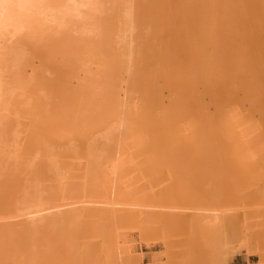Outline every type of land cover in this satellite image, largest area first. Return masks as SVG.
<instances>
[{
	"label": "bare ground",
	"instance_id": "bare-ground-1",
	"mask_svg": "<svg viewBox=\"0 0 264 264\" xmlns=\"http://www.w3.org/2000/svg\"><path fill=\"white\" fill-rule=\"evenodd\" d=\"M163 1H166V4L167 3L168 4L166 5L164 3L165 9L163 8V6H161V8L164 9V11H167L166 12L167 14L165 12H163V13H165V15L164 14L162 15L163 10L161 9L162 10L161 11V17H163V18H160V19H162V21H164V20L167 21L171 18V17H169V14L171 11V9L169 10V6L172 5L174 2H175L174 5H172V7L170 6V8H172V10H176V9L178 10V7L183 6V9H182V7H180L181 9L179 8L181 10V12H180V10L175 11L176 18H175V15H173V18L176 19L175 20L176 23L173 22L174 20L173 21L169 20L170 25H172L173 23L176 25H178L179 22L182 23V20H177V19H179V18L183 19V16L187 17V14L188 15L190 14L193 16V14H194V11H193L194 8L193 7L198 5L200 3V1L202 2V3H200L201 5H198V6H201V8H202L201 9V12H202L201 15L199 13L200 7L196 6L199 8V10H198L199 14L198 15L202 16V17L197 18V15L195 17V14H194L195 18H193V19H195V23H193V24H192V21H194L193 19L191 20V22H189L190 16L188 18L185 17L183 21H188L186 23L191 24V25H189V27L190 26L195 27L194 30L192 27L190 28L189 34H192L193 32L199 31V32H206L207 35L210 34V37L212 36L213 39H211V40L213 43L209 42V45L214 44V47H213L214 52H209V53L207 52L209 55H210V53H213V55L208 56V57H210V59H206V61L207 62L213 61V62L210 64V62L207 63L204 60H202L204 58L203 54H207L206 52L205 53L203 52L202 48H200V47H202L203 44L206 43L204 36H202V35H206V34H204V33L202 35L199 34L198 35L199 37H200V35L202 36L201 41L204 39L203 41L205 43L204 42L201 43L202 45H199V43L198 44L195 43L199 47L198 49L202 50L200 52L198 49H196L197 54H198V55L196 54V56L199 57L200 56L199 53H201V54L203 53L202 54L203 58L200 56L202 59L199 58L200 61L198 60V62L200 63L198 65V67H201L203 61L205 63L202 65L201 68H199L200 70L198 69V67H197V69H195L193 71L191 70L192 72L196 71V75L194 73H191L190 74L191 76L189 75V77L193 76L192 78L195 79V76H197V75H199L197 77H200V76L203 77V76H207V75H208V77H210L212 75V76H214V77L211 76L212 81L217 80L218 78L222 81L221 82L222 86H220L221 89L224 88V90H222V92H223L222 97H224V95H228L230 93L229 91H231L232 93L234 92V93L233 94L231 93L232 94L231 97L229 94L228 99H226L224 97V99L227 100V102L222 100L223 98H221V97H220L221 102H216V100H218L220 94L217 91H215L216 93H214L213 96L217 95V93H218V95L214 96L215 101L214 100L213 101L216 102L215 111L216 110L217 111L215 112V114L213 113L214 117H212V118L210 117V120L209 119L207 120V122H208L207 127L208 128H206V129H205L206 124L204 126L202 124H204L206 121V120L204 121V119H207L208 117L203 118V120H202L203 123L201 124V122H200L201 126H199L200 124L197 120H196L197 121L196 123H193V122H195L194 119L192 121L189 120L190 122L188 121L187 124L190 123L192 126H190V124H189L190 128L187 127V129H186L185 127L187 125L182 124L183 126H185L184 127L185 130H184L183 126H181V125L180 126L182 127V129L179 126H178L179 127L178 129H176V127H174L175 122L172 120V119H174V117H171L170 120H168L169 122L172 121L173 124L171 122L169 123L166 119V122L164 124L168 125L167 127H169V128L167 129V127L162 126L163 129L165 128L164 130H166L165 132L163 130V132H164L163 134H165V136H163V138L165 137V139L161 138V141H160L161 146L159 143L156 142L157 146L156 145H155V147L152 146L150 149L149 147H150V145L154 144L153 143L154 141L153 142L150 141L152 144H149V146L147 147L148 143L145 144L144 142L148 139L144 138L145 141H144V139L142 141V137H145V136H143V135H145L143 128H145L148 125V123H150L148 126L152 127L154 125L156 127L158 125L156 123L159 122V121L157 122L156 119L158 118V116L161 113L158 114V113L154 112V114L155 113L158 114V116L156 118V114L155 115L151 114L153 111L150 112L147 109H145L146 113L148 111L150 114H148V115L146 114V115H144V117L140 115L142 118L139 117L138 115H137V117H135L134 114H136L135 113L136 110L134 108L132 110V106L135 103L134 99H131V101L134 100V103H132V106L130 105L131 104L130 97L132 98L134 95L133 94L134 88L131 90L130 89L131 86H129V85H131V82H132V86H134L135 84H136V87L138 86L137 82L135 83L133 81L135 78L134 76L136 75L135 74L136 68H139V66L137 67V65H140L141 60L143 58V57L138 56V54L141 55V53H142L141 52L142 50L140 49L142 47L140 46V48L138 50V46L140 43L143 42V40H142V42H139L137 40L138 37L141 36L140 34L142 33V29H141L142 26L140 28V31H139V28H137L138 26H136V23L139 22V19H138L139 16L137 17V14H138V7L137 6H138L139 2H137L136 0H0V156L5 155L4 158L6 157V159H7V161L5 160L6 163L4 161V163H5L4 166L2 164L0 165V172H1L0 174L2 175V179H3L4 174H10L11 171H13V172L16 171L19 174L16 176V172H15L14 176H16L17 180H23V179L25 180V178L28 180V181L27 180L24 181V183L23 182L20 183V184H24V185H22L23 187L19 184L20 187H22V188L15 187V192L20 191L22 195L18 192L16 194L14 193L15 195H17V194L21 195V197L15 198L17 200L14 202H17V203H13L14 206H12L13 204L12 205L10 204L9 207L12 206V208H10L12 211L9 209L10 211L7 213V215H6V213L4 214L3 212H1V213H3L4 215H2L0 213V224L2 222H6L7 224H10V225H13V224L18 225L19 224L20 226L18 225L17 229H19V227H24V229H26L25 227L29 226L27 228H29L30 230L31 229L34 230L33 228H35V230H36V232H35V230L33 232L29 231V233L31 235V237H30V235H29V237L31 239L28 238V236H26L28 239L31 240V241H29V244H28V241L25 240L26 238L24 235H23L24 237H22L23 238V240L21 241L22 243L19 244V242H20L19 240H21L22 238L18 235V237H20V238H16L15 240L12 241L11 238H13L12 237L13 235L12 234L7 235V234L9 233L8 231H10L11 229L13 230V228L9 229L11 226L6 225V226H8V228L6 227L7 230L5 229L6 231L5 230L0 231V245H1L0 254L2 252H5V254L3 253V257H5V258H3L2 255L0 257L1 260H3V262H5L4 260L11 259L13 256H14L13 258H16V259L19 257L22 258V256H23L24 260L21 259L22 262L19 258L20 263H19L18 259H17L18 261L13 259L8 264H12L11 263L12 261H15V262H13V264H15L16 262L19 264H25L24 263L25 261H27L26 264L27 263L32 264L35 261H36V263H34V264H38L37 261L39 262V257L40 258H42V257L40 255H37V252L39 251V249L41 247H42V249H43V246L45 247L46 241L49 242L48 238H50V237H48V236H51V238H50L51 240H52V237H56V235L57 236L59 235L60 238H61V236H63V237L65 236L64 237L65 239L62 237V240L65 242V246L67 245L69 247L70 251L74 250L75 244L77 243V245H78L80 243L79 242L80 239L77 238L79 236H77V235L78 234L81 235V233L76 232V230H78V227H80L79 223L84 224V222L86 221V218H88L87 216L92 217L91 220L88 219L89 220V222L87 221L88 223L86 222L87 225L90 222H91V224H94L95 222H96L95 224H97L98 218L100 219L99 222L101 221V223H104L105 220H106L105 222H108L112 219L110 221V222L113 221L112 224H114V222L115 223L117 222L116 225H119L118 222L120 221V219L122 220V218H124L125 216L127 217L131 213H134L133 218L142 222V220L140 218V217H142L143 220H146L145 222L147 225V224H151V222L153 221L152 220L153 217L151 215L158 214V213L161 214L162 211H164L165 209H166V211L167 210H173L172 212H174V211L179 212L178 214L173 213L172 214L173 216L174 215L175 216H177V215L178 216H185L187 218V222L189 223L188 227H190L193 230V233H196L197 236L201 235L203 237L204 241L208 244V246L210 248H212V246H213L212 251H211L212 255H214V256H220L221 255V257L224 256V258H225V254H224V252H226L225 251L226 250L225 249V244H226L225 242H227L226 240H228V241L230 240V239H228V237L230 236L229 234H231V232H232L231 235H233V233H236V232H234L235 228L233 226L236 227V225L238 224L237 222L240 219V217L238 219V217L236 218V215L240 211V209L235 208V207H229V206L224 207V208L221 206H213L214 202H212L213 205H211V206H206L205 204L204 205L197 204V205L192 206V207L191 206H179V205L176 206L174 203H172V204H174L172 206H171V204L169 206V203L166 204L167 206H163L161 203H160L161 205L155 204V202L153 203L152 197L155 196V193H156L154 189L153 190L151 189L147 192H144L138 196L137 195L138 192H136L135 188H136V184L145 178L144 176H146L147 174H148L147 176H151L149 174H152V173L154 174V172L156 173V171L152 170V169H155V166L156 167H158L159 165L162 166L163 163L168 162L169 165L171 163H173L171 165H172V167L174 165V168H175V165L181 164L180 160H181V162H182V160L184 162V158L182 156H180V153L182 151H184L183 152V155H184V153H186L185 151L189 152V150L192 151L195 148L196 150L194 149V151L195 152L197 151L196 154H198V155L200 154L201 158L204 156L203 152H205V155L208 153V155L210 154L211 156L206 155L205 157H203L201 159L198 155H196L192 151V153H194L196 155V158H197L196 160L198 161V162L197 161L193 162V164L194 163H197V164L202 163L205 165L206 164L208 165L209 163L212 164V161L215 160V159H213V158H215L214 155L216 154V156H217V154H218L215 150L218 149L219 152H221V150H222V149L220 150V148L216 145V143L218 141H220V143H222V145L224 144V146L221 145V147H223V149L225 150V151H222L221 153H219V155L222 154L223 152L227 155V160L229 161L228 163L231 165V166H229V165L228 166L235 170V171L234 170L233 171L235 172L234 173L235 175L237 173L236 176L240 175V176H243L245 179L261 180L262 182H264V0H196L194 2V3H196V5L194 3L191 4V2H192L191 0H190V3H187L186 2L187 0H182L183 2H181V0H180V2H179V0L178 1L177 0H175V1L170 0V2H169V0L168 1L163 0ZM152 2H153V0H152ZM177 2H178V5L181 4L178 7L176 6ZM184 2L187 3V4L185 3L184 5L190 4L192 7L188 5L187 9H185L186 7H184V5L182 4ZM139 4H142V2H140ZM165 6H167V7H165ZM188 7H191L193 9L190 10V8H188ZM174 8H176V9H174ZM168 10H169V12H168ZM192 11H193V14H191ZM214 11H216L215 14L212 13ZM142 12H143V10H142ZM177 12L181 16L182 15L183 16L181 17L180 15H177L178 14ZM196 12L197 11L195 9V13ZM203 12H206V14ZM203 14L206 15V17H203L204 16ZM210 14H211V17H215V19L213 18V20H211V24L208 23L209 17H207ZM166 15H168V16H166ZM178 16H180V17H178ZM149 17H151V15ZM165 17H167V18H165ZM136 18L138 19L137 21H136ZM140 18H141V16H140ZM164 22H163V24L166 23V22L165 23ZM157 24H159V23H157ZM167 24H165V27H163L162 24H159V25L162 26L163 29L165 28L164 31L167 32L168 29H169V31L171 29V28H169L170 25H169L168 21H167ZM180 24L177 27L175 25V28L180 29V27H184V26H180ZM181 25H183V24H181ZM166 26H168L167 30H166ZM143 27H144L143 29L145 31L146 25ZM184 28H186V27H184ZM148 29L149 28H146V30H148ZM164 31H162V32H164ZM186 35L189 36L188 33ZM186 35L183 37L189 40L190 37L188 38V37H186ZM193 35H195V34L193 33ZM193 35H192V37H193ZM144 36H146V34ZM169 37H168V39L170 40ZM183 37L181 39H183ZM195 37H196V35H195ZM140 38H143V36H141ZM149 38H150V36H149ZM152 38H153V36H152ZM188 40H186L187 44H188ZM191 40L192 39H190L189 41L193 44V42ZM179 41H181V40L180 39L178 40V42H177L178 44H181V42H182V44H186L184 39L180 43H179ZM137 42H139V43H137ZM177 43L175 42V46H177ZM171 44H173V43H171ZM168 45H170V44H168ZM168 45H166V46H168ZM196 45H195V47H193V45H191L190 49L192 47V49L195 50V48L197 47ZM166 46H164V47L166 48ZM185 46H187V45H185ZM192 49L189 51L187 50L185 54H189V53L191 54L192 53L190 57L193 60L195 55L193 56L194 50H192ZM143 50H144V48H143ZM149 50H151V49H149ZM172 50H173V48H172ZM196 50H195V52H196ZM138 51L141 53H138ZM168 51H169V48H168ZM173 51H175V49ZM198 51H199V53H198ZM166 52H164V53H166ZM174 53H172V54H174ZM152 55H153V53H152ZM155 55H157V54H155ZM162 55H163V53H162ZM169 56L170 55L168 54V57ZM186 56H187L186 59L189 62V60H191V59H190L189 55H186ZM175 57H178V56H174L173 58H175ZM213 57L215 58V60H216V57H218L217 58V63L219 65L218 71H217L216 64H214V63H216V61L211 60V59H214ZM171 58L172 57H169L168 60H171ZM138 59H140V61ZM159 59H161V58L159 57ZM44 61H46L48 64L44 63ZM36 63H38V64H36ZM59 63H62L63 67H64L62 69H65L64 72H62L63 70L61 69L62 73H59L62 76L60 79V81L62 82L61 85L63 84L62 88L64 90L68 91V92L65 91V93H68V94L70 93V95L69 96L67 95V97H69L68 100H64V102H61V105L64 104L63 108L59 107L62 109L63 113H61V111H60V114H57L56 116H53V114H52L53 117H51V118H54V117L59 118L60 115L62 116L61 118H63L61 120H62V123H64V128L60 125L62 127L61 135L59 136L57 133V136H59V137L63 136L64 139L67 141L66 144L64 143V145L60 146L58 144L59 149L61 147H63L61 149L64 150L63 153L66 156L61 155L63 150L61 151V153L59 150H58L59 152L57 151L55 153L53 151L52 147H51L52 150L50 149L49 144H48L49 141L47 142L45 139L47 144L46 143L44 144V140L42 139L41 141L43 144L42 143L41 144H42V146L45 145V146H43V150H45V151L47 150V151L46 152L43 151L42 147H40L41 149H38L39 147L38 148L36 147L38 149V153L35 152L34 154L39 156V151L42 150V152H40L41 156L43 155L44 152L46 153V154L44 153L45 154L44 156H46V155L47 156L46 157H44V156L40 157L41 162H42L41 166L38 164L40 159L37 161L38 167L41 168L42 166H44L41 169H39L36 166L37 164L35 162V160H37L39 157L37 159H35L37 156L34 158L32 157L31 159L27 158L28 159L27 160L24 157H22L21 155L16 154L17 153L16 151H18L16 149L21 145L20 139H21V136L23 137V135H21V136L19 135L20 137L17 136L18 133L16 134L15 131H17L18 129L16 130L15 127L11 128L12 131L10 130V128H7L9 126L8 125V122H9L8 118L12 114H19L22 112H23L22 114H25V112H30V113L32 112L33 113V111L35 112L34 115L42 116L43 115V109L45 110L44 113L46 112L45 115H48L47 111L52 110L53 109L52 106H55L56 103L53 102L54 96L51 97L50 94H49V96L52 98V102H49V101H51V99L48 96V94L46 93L48 88L45 86L46 88H44L45 89L44 90L41 87H44V85L49 86L51 84L52 80L55 81L56 76L55 77H54V75H53V77L51 76L52 80L50 79L51 77L50 78H48V77L50 75H52L53 73L55 75H57L56 69L58 68V65L56 66L54 64H59ZM163 63H165V62H163ZM166 63L168 64L167 61H166ZM35 64H36V66H35ZM62 64H61V66H62ZM143 64H145V63H143ZM172 64L166 65V67L170 66ZM184 64H186V62H184ZM38 65H40V66H38ZM213 65L215 67H213ZM156 66H158V65H156ZM211 66L213 69V72H211L212 74L210 73V70H209L211 68ZM220 67H221V69H220ZM140 68H141V66H140ZM215 68H216V70H214ZM163 69H164V66H163ZM177 69H180V68L178 67ZM182 69H184V68L182 67ZM168 70L169 69H167V71ZM219 70H221V71H219ZM214 71L217 74L214 73ZM138 73H139V75H138L139 78H143V80H144L145 75L143 74L144 76L143 75L140 76L141 71ZM171 73H172V70H171ZM174 73H177L176 77H177V79H180L179 77L182 74H179L178 70H177V72L174 71ZM192 74H194V75H192ZM147 75H148V73H147ZM178 75H179V77H178ZM138 76H136V77L138 78ZM160 77H165V76H160ZM182 77L184 78V76H182ZM189 77L187 74V77H186L187 79L185 78V79H183V81L187 82L189 80H192L191 78L189 79ZM202 77H201V79H202ZM173 78H174V76H173ZM212 78H214V79H212ZM153 79H154V77H153ZM204 79L205 78L203 77V80ZM206 79H207V77H206ZM150 80H151V78H150ZM195 80L198 81L197 78ZM195 80H192L195 85H197L196 83H198V84L200 83V80H199V82H195ZM211 80L209 79L208 81L212 85V82H210ZM60 81L58 83H60ZM159 81H157V84ZM183 81L180 79L181 84H183V88H185L186 86L191 87L190 89H189V87L185 88L186 90H189V93L191 92L190 90H192V86H193V89H195L197 87L196 92L203 90L202 88H198V86L194 87V84L191 85L192 81L191 82L189 81V84L187 82L188 85H186L185 83H182ZM55 82H57V81H55ZM141 82L140 83L138 82V83L142 84ZM143 82H145V80ZM148 82H151V81L148 80ZM201 82H202V80H201ZM204 82H202V84ZM217 82H218V80H217ZM217 82H216V84H218ZM133 83H135V84L133 85ZM205 83H204V85L207 84V83L206 84ZM222 83H224V84L228 83V84H225L223 87ZM229 83L231 85H229ZM202 84H200V85H202ZM226 85H229V86H226ZM37 86H38V88L39 87L40 88L39 89L36 88ZM207 86H208V84H207ZM213 86H217V85H213ZM177 87H179V86H177ZM209 87L213 89L212 86H209ZM225 87L227 89L229 88V90H227ZM35 88L38 89L39 93H41L40 89L41 90L43 89L42 91H44L43 93H45L44 96H42L43 95L42 93L39 95L38 91ZM139 88H141V87L139 86ZM147 88H149V87H147ZM166 88H167V86H166ZM215 88L216 87H214V89ZM70 89H72V92H70L71 91ZM149 89H151V88H149ZM179 89L180 88H178L177 90H179ZM185 89H183V90H185ZM206 89L208 90L207 87H205V90ZM73 90H76V91H73ZM130 90L132 91L133 95L130 93ZM59 91L57 92L56 95H59L58 94ZM141 91L144 92V89ZM180 91H181V89H180ZM224 91H227V93ZM51 92L52 91L50 90V93ZM61 92H63V91H61ZM61 92H60V94H61ZM136 92H139V91H136ZM208 92L213 93L211 91V89H210V91L208 90ZM189 93H188V91L186 93H184V94H187L189 97L188 98L187 96L184 95L185 98L186 99L188 98L191 101L193 100V102H194L195 97L190 94L192 96L191 98H193V99H190ZM161 94H162V92H161ZM179 94H181V93H178V95ZM173 95H174V93H173ZM203 95L204 94H202V96ZM139 96H141V95H139ZM63 97L65 99H67L64 95H63ZM143 97L146 98V95L143 94ZM180 97H182V95L179 96V98ZM214 97H213V99H214ZM54 98L56 100V97H54ZM168 98L169 97H167L166 100H168ZM60 99L62 100L61 97H60ZM177 99H178V97H177ZM182 99H184V98L182 97L181 99H179V101H181V102L184 101ZM47 100L49 103L46 102ZM160 100H161V97H160ZM175 100L176 99H174V100L171 99V101L170 100L169 101L172 103ZM169 101H167L168 104H170ZM223 101L225 103H222ZM160 102L162 103V100ZM50 103L51 104L54 103V105H51ZM58 103H59V101H57V104ZM49 104L51 107L48 106ZM175 104H177V102ZM160 105H162V104H160ZM172 105H170V106H172ZM199 105L200 104H198V106ZM233 105H235V106H233ZM134 106H135V104H134ZM44 107H46V109ZM152 107H153V105H152ZM55 108H57V107H55ZM156 108L157 107H155V109ZM172 108L174 110L177 108V111L182 110L180 105L178 107L176 105V108H175V106H173ZM142 109H143V107H142ZM173 109H170V111H172ZM131 110H132V112H131ZM145 110H144V112H145ZM162 110H163V108H162ZM57 111L59 112L58 109H57ZM141 113L138 112L137 114H141ZM143 113H142V115H143ZM165 113H166V111H165ZM26 114H29V113H26ZM49 114H50V112H49ZM171 114H172V112H171ZM20 116L22 117V115H20ZM208 116H210V114ZM15 117H16V115H15ZM25 117H27V116H25ZM25 117H23V119ZM36 117H37L36 118L37 121L39 122V120H38L39 117L38 116H36ZM19 119H21V118H19ZM26 119H28V118H26ZM176 119H178V117ZM176 119H174V120L176 121ZM54 120H55V118H54ZM49 121H50V119H49ZM155 121H156V123H155ZM32 122L33 121H31V123ZM178 122L181 123L179 120H178ZM178 122L176 125H179ZM18 124H19V122H18ZM39 124H41V123H39ZM145 124H147V125H145ZM195 124H199V125L196 126ZM10 125H12V124H10ZM14 125L15 124H13V126ZM41 125H43V124H41ZM47 125H48V123H47ZM15 126L18 127L17 125H15ZM198 126L200 128L202 127L201 128L202 130L199 129ZM9 127H12V126H9ZM150 127L149 128L147 127V130L148 129L153 130ZM155 127H153V128H155ZM170 127H171V129H170ZM55 128H59V127H55ZM55 128H54V130H55ZM157 128L159 129V127H157ZM169 129H170V131H172L174 129L176 131H174V132L172 131L170 133V131L168 132ZM179 129H181L183 131L180 132ZM204 129L207 130L205 133H204ZM56 130H58V129H56ZM59 130H61V129H59ZM63 130H64V134L62 135ZM199 130H201V131L199 132ZM154 131H151V132H154ZM17 132H19V134H20L21 131H17ZM151 132H149V133H151ZM21 133H23V132H21ZM47 133H49V132H47ZM199 133H201L202 136L199 135ZM54 134H56V133H54ZM52 135H53V133H52ZM151 135H149V136H151ZM157 135H158V133H157ZM198 135L200 136L199 138L202 137V139L204 141L201 140L200 142H198L200 140L198 138ZM32 136H34V135H32ZM40 136H41V134H40ZM34 137H36V136H34ZM29 138H30V136H29ZM51 138H54V136ZM197 138H198V140H197ZM64 139H61V140L65 141ZM149 140H150V138H149ZM38 141L39 140H37V142ZM58 142H59V140H58ZM73 142H75V143L77 142L74 147L77 146L78 142L80 143L81 147L77 146L76 148H73L74 144H71V147H70L69 144L73 143ZM176 142H179V143L181 142V143L177 144ZM136 143L138 145L141 143L142 146L141 145L137 146V148L140 147L137 149L135 146V145H137ZM197 143L200 146H202L201 144L204 143L205 144V145H203L204 147L207 144L206 147H208V148L205 150V149H203L204 148L203 146L201 148L200 146L197 145ZM38 144L41 146L40 142H38ZM50 144L54 145V147L55 146L57 147V145H55L54 143L50 142ZM175 144H177V145H175ZM194 144H196V145H194ZM214 144L216 146H214ZM36 145H37V143H36ZM84 145H85V147L83 149ZM143 145H145L146 147ZM30 146H32V145H30ZM163 147H165V148H163ZM167 147L173 149L174 152H171V150H170V152H166V151H168ZM34 148H32V149L35 150L36 148L35 149ZM65 148H68V149H65ZM71 148L76 150L75 151L72 149L73 151H75L74 155H73V151L72 150H71L72 152L70 151ZM79 148L81 149V151L82 150H88V151H87V153H85V151H84V155H83V151L81 152L82 153L81 154L79 152V150H80ZM147 148L149 150H147ZM30 149L31 148H29V150ZM135 149H137V150H135ZM164 149H167V150L164 151ZM209 149H210V152H211V150H212V152L214 150L215 154H213V153L211 154L209 152L206 153V151H208ZM50 150H51V154L49 156L48 154L50 153L49 152ZM68 150L75 157L74 160L77 159V161L75 163L69 162V164H67V167L64 165L65 167L63 168L62 167V164H63L62 161H64V160L71 161V160H68V158L69 159L74 158L73 156L72 157L70 156L71 154H70V152H67ZM199 150H201L203 152L201 153V151H199ZM32 151H31V153H33ZM14 152H16V153L14 154ZM134 152H136V153L134 154ZM67 153H69V154L67 155ZM52 154L56 157V159L54 156L51 157ZM79 154H81L83 156H80ZM194 154H192V155H194ZM225 154H223V156ZM25 155H27V154H25ZM57 155L58 156L61 155L62 157L57 159ZM144 155H146L145 158H144ZM181 155H182V153H181ZM201 155H203V156H201ZM226 155H225V157H226ZM28 156H30V155H28ZM17 157H19V159L22 157V159H21L22 162L20 161V163H21L20 168H19V164H18L19 163V159H18V163H16L17 165L14 166L15 169L9 170L10 167H13L14 162H15V158L17 159ZM82 157L85 159V160L83 159L85 162L82 161L83 166L81 165L80 168L82 169V167H83V170H82L83 172L86 168L85 175L82 172L84 175V180L90 179V182L92 181V187H90L91 183L86 180L87 185H85V188L87 186L89 191H86L87 188L86 189L84 188L85 190H83L82 192L79 191V193H77V192L75 193L74 191H76V190H74V191L72 190L73 191V193H72L71 190L68 191L69 187L66 188L64 185L61 184L62 180H64L65 177L66 178L69 177V176L67 177L64 175V174L67 175V172L64 173V170H65V168H68V166H70L69 169H71V166L74 167L73 164L76 165L78 161H81ZM210 157H212V159H210ZM1 158H3V157L1 156ZM1 158H0V161H1L0 163H2V161H3V159H1ZM42 158L46 159L48 161L47 166L45 165L46 160H44V162H43ZM11 159L13 161V162L10 161V163H13L12 165L9 163V160H11ZM23 159L26 163L25 165H22V164H24ZM33 159H35V160L33 161ZM74 160L72 159V161H74ZM219 160L220 159H218V161ZM222 160H224V158ZM16 162H17V160H16ZM27 162H29V163H27ZM65 162L66 161H64V163ZM219 162H221V160ZM33 163H35L36 165ZM70 163H73V164H70ZM217 163L218 162H216V164ZM79 164H82V163L79 162ZM79 164H77V165H79ZM211 164H210V166H211ZM216 164L213 162L212 165H216ZM147 165H149V166L147 167ZM21 166H23L22 169H21ZM84 166H85V168H84ZM181 166H182V164H181ZM26 167H28V168L30 167V169L28 170V169H26ZM148 168L149 169L151 168V170H149V173H146V175H145V172H147L146 170ZM158 168H160V167H158ZM18 169L23 170V172L21 173ZM35 169L36 170L38 169L37 172L35 171ZM81 169H78L79 172L81 171ZM8 170L10 172L6 173V171H8ZM26 170H28L29 172H27ZM179 171H181V170H179ZM32 172H33V176L31 175L32 177H30V174ZM34 172H36V173H34ZM20 174H21V176L24 175L25 178L20 177ZM1 175H0V177H1ZM10 175H7V176H10ZM26 175H28V176L26 177ZM77 176H78V174H77ZM79 177H83V176H79ZM79 177H77V178L75 177V178L78 179ZM4 178H6V177H4ZM7 178L12 179L11 177H7ZM7 178H6V180H7ZM81 179L83 180V178H81ZM0 181H1V179H0ZM58 181H59V183H58ZM82 182L81 183L79 182V184H81V186L83 184ZM14 183H16V182H14ZM59 184L62 185L63 189H61V188L58 189V187L61 186ZM64 184H66V183H64ZM55 185H57L56 189H55ZM64 187L67 190H65ZM0 188H3V187H1V185H0ZM10 188H11V186H10ZM16 188H17V191H16ZM19 189H21V190H19ZM9 190H11V189H9ZM13 191H14V189H13ZM238 191H240V190H238ZM10 192H9V194H10ZM237 193H238V195L240 194L239 192L235 193L234 196H236V197L233 198V199H235L234 201L237 200L236 199L238 197ZM2 195H3V193H2ZM4 195H6V194H4ZM196 195H198V194L196 193ZM240 195H241L240 199H242L243 194H240ZM8 198H7V200H8ZM4 199H5V197H4ZM238 199H239V197H238ZM7 200H3V201L1 200L2 203L4 202V204L0 203L2 205V207L0 205V210L4 207L5 204L7 205V203H5V202H7ZM201 202H203V201H201ZM162 203H164V202H162ZM177 203H178V201H177ZM192 203H193V201H192ZM198 203H200V202H198ZM212 203H210V204H212ZM215 204H217V203H215ZM261 204H264V203H261ZM123 211H127V212H123ZM4 212H6V211H4ZM170 212H168V213L166 212V213L169 214ZM262 214H264V213H262ZM170 215H171V213H170ZM262 216H264V215H262ZM93 217L96 218L97 221H94ZM151 217H152V219H151ZM149 219H151V221H150V223H147V221ZM155 219H157V218H155ZM92 220L94 223L92 222ZM102 220H104V221H102ZM116 220H118V221H116ZM81 221H83V222H81ZM158 222H159V220H158ZM6 223H2V224H6ZM101 225L102 224H100L97 227L98 229L96 227H94L93 229H96L95 231L92 229V231L95 232V234L92 235V237L93 236L99 237L100 234L102 235L104 230L107 231L108 228L102 229L103 225L102 226ZM105 226H103V227H105ZM13 227L16 228V226H13ZM39 227L42 228V230L39 229ZM83 227H84V225H83ZM110 228H112V227H110ZM121 228H119V227H115L114 229L112 228L113 229L112 235H114V234L117 235L118 231ZM145 228L146 227H144V229ZM1 229H3V228H1ZM112 229H108L107 233L112 231ZM236 229H237V227H236ZM22 230H23V228L21 229V232H22ZM37 230L38 231L41 230L40 233L42 231H44V232H42L43 237L41 235V238H39L40 236L38 235V238H36L37 237V235H36ZM98 230H100V231H98ZM191 231H190V233L192 234ZM15 232H17V231H15ZM26 232L27 231H25V234H26ZM100 232H102V233H100ZM51 233H52V235H50ZM74 233H77V234H74ZM5 234L8 236L7 239H5L6 237H4V236H6ZM17 234L14 236H17ZM34 234L36 235L35 237H34ZM53 234H55V236ZM96 234H98V235H96ZM110 234H111V232L109 233V235ZM69 235H70V239L68 238ZM101 235H100V237H101ZM193 235H195V234H193ZM59 237H57V238H59ZM66 237L68 238L67 240L69 242L65 241ZM226 237H227V239H226ZM232 237H234V236H232ZM60 238H59V241H61ZM197 238H199V237H197ZM101 239H103V238H101ZM10 240L12 242H10ZM202 240H200V241L202 242ZM106 241H107V239H106ZM111 241H113V240L111 239ZM114 241H113V243H115ZM31 242L32 243L34 242L33 243L34 245L37 244L38 247L36 248L35 247L36 245L34 247L33 246L31 247V245H32ZM52 242L55 243L56 241L53 240ZM67 242H68V244H67ZM105 243H107V242H105ZM3 244L4 245L6 244L4 246V248H3ZM52 245H54V244H52ZM117 245H119V244H117ZM117 245L115 243L116 248L119 247V246L117 247ZM111 246H113V245H111ZM114 247H113V249H116ZM27 248H28V250L30 248V251L32 250L31 253L33 252V249H35L34 250L35 253L33 252L32 254H35L36 256L32 255L30 253H29L30 255H28L26 252ZM55 248H57V247H55ZM76 248H77V246H76ZM87 249H88V247H87ZM111 249H110L109 254L111 253V255L114 257V254H112L113 251ZM30 251H28V252H30ZM70 251H67V252L69 253ZM115 251H117V250H115ZM62 252H63V250H62ZM80 253H81V251H80ZM25 254H27V255L25 256ZM38 254H40V252H38ZM115 254H116V252H115ZM111 255H110V257H111ZM29 256H32V258L31 257L29 258ZM37 256H39V257H37ZM59 256L60 255H58V258H59ZM61 256H62V254H61ZM85 256H87V255H85ZM26 257H28L29 259ZM37 258H38V260H37ZM51 258H52V256H51ZM54 258H55V256H54ZM1 260H0V262L2 264L3 262ZM76 260H77V258H76ZM7 262H9V260ZM68 262H69V259H68ZM218 262L220 264H224L223 260L221 262L220 261H218ZM49 264H50V262H49ZM64 264H65V262H64Z\"/></svg>",
	"mask_w": 264,
	"mask_h": 264
},
{
	"label": "rangeland",
	"instance_id": "rangeland-1",
	"mask_svg": "<svg viewBox=\"0 0 264 264\" xmlns=\"http://www.w3.org/2000/svg\"><path fill=\"white\" fill-rule=\"evenodd\" d=\"M137 2H142V4H139L138 3V14H137V17H138V19H139V22L138 23H136V26H138L137 28H139V31H140V28H141V26H142V33L145 35L146 34V36H144L141 32V36H143V38H140V37H138V41L139 42H142V40H143V42L142 43H140L139 44V46H138V50H139V48H140V46L142 47V48H140L142 51V53L141 52H139L138 51V53H141V55H139L138 54V56H140V57H143L142 58V60H141V63H140V65H137V67L139 66V68H140V66H141V68L139 69V68H136V71H135V78H134V81L133 82H137V84H138V86L136 87V84L135 83H133V85L134 86H132V82H131V85H129V86H131L130 87V89L132 90L133 88V94H132V91L130 90V93L133 95V97L131 98L130 97V101H131V99H134L135 100V103H134V100H132L131 101V106H132V103H134L135 104V106H134V104H133V106H132V110H133V108L136 110L135 111V113L136 114H134L135 115V117H137V115L139 116V117H141V116H143L144 117V115H148V114H150L148 111H150V112H152L151 114H154V112H156V113H161L159 116H158V114H156V118H157V116H158V118L156 119V121L158 122V123H156V121H155V123L156 124H158L156 127L153 125L152 127H150V126H148L150 123H148V125L147 124H145V125H147L145 128H143V130H144V132H145V135H143V136H145V137H142V141H143V139L145 138V139H148V140H146L145 141V139H144V143L145 144H147V147L149 146V144H152L151 142H153L154 144L153 145H150V149H151V147L152 146H154L155 147V145L157 146V144H156V142L157 143H161L160 141H161V138L162 139H165V137L163 138V136H165V134H163L166 130H164L163 129V127H167L168 125H165L164 123L166 122V119H167V121L168 120H170V118L171 117H174V119H176L177 117H178V119H176V121L174 120V119H172L175 123H174V127H176V129H178L179 127H181V126H183L182 124H185V125H187L186 127L185 126H183V128L185 127L186 129H187V127H189L190 128V126H192L190 123V126H189V124H187L188 123V121L189 120H195V122H193V123H196L197 121L199 122V124H200V122H201V124L203 123V118L204 117H208L207 119H204V121H205V123L204 124H202L203 126L206 124V127H205V129L206 128H208L207 127V125H208V122H207V120L209 119L210 120V117L212 118V117H214L213 115L215 114V112L217 111H215V109H216V102H221V100H220V97L221 98H223L222 100H224V101H226L227 102V100H225L224 99V97L226 98V99H228L229 98V94H230V97L232 96V94L234 93H232L231 91H229L230 93L228 94V95H224V97H222V90H224V88L223 89H221L220 88V86H222L221 85V80L218 78L217 80H218V82H217V80H214V81H212L211 80V76L210 77H208V75L207 76H203L205 79L203 80V77L202 76H200V77H197V76H199V75H197V76H195V79L197 78V80L198 81H196L194 78H192V77H189V75L191 74V73H194L195 75H196V71L195 72H192L193 70H195V69H197V67H198V65L200 64L199 62H198V60H199V58H201L202 57V54L201 53H199V51L201 52L202 50H200V49H198L199 47L196 45V44H198L199 43V45H202L201 43H203L204 41V39H205V44H203L202 45V47H200V48H202L203 49V52L205 53H209V52H214V44H210L209 45V42L211 43L212 42V40L211 39H213L212 38V36L210 37V34L209 35H207V33L206 32H199V31H196V32H193L195 35H196V37H195V35H193V33L192 34H189V30H190V28L192 27V26H190L189 27V25H191L190 23H186V22H188V21H183L184 20V18L186 17H184L183 15V19L181 18H179V19H177V20H182V23L181 22H179V24L181 23V24H183V25H181L180 24V26H184V27H186V28H184V27H180V29L179 28H175V25L176 24H174V23H176V19H174L173 18V15H175V11L177 10L176 8L178 7V6H180V5H178V2H177V4H176V8H174V9H176V10H172V8H170V6L172 7V5H174V3L172 4V5H170L169 6V10L171 9V11H170V14H169V17H171L169 20H171V21H173L174 23L172 24V25H170V21L169 20H167L168 22H169V28H173L172 30L170 29V31H169V29H168V26H166V30L168 29V31L166 32V31H164V29H163V27H165V24H167V21H162V19H160V18H163V17H161V11H162V15L164 14L165 15V13L167 12V11H164V3L166 4V1H163V0H153V2H152V0H136ZM168 1V0H167ZM173 1H175V0H173ZM172 1V2H173ZM178 1V0H177ZM192 2H191V4L192 3H194L196 0H191ZM151 2V3H150ZM169 2H170V0H169ZM171 2V3H172ZM179 2H180V0H179ZM181 2H183L182 0H181ZM187 3H190V0L188 1H186ZM186 2H184V3H182L183 5L186 3ZM156 3V4H155ZM186 3V4H187ZM198 3V2H197ZM200 3H202L201 1H200ZM198 4V5H201V4ZM168 4V3H167ZM166 4V5H167ZM195 5H196V3H194ZM155 5V6H154ZM189 6H191L190 4H188ZM188 5H184V7H186L185 9H187V6ZM198 5H196V6H198ZM161 6H163V8L164 9H162L161 8ZM193 7V8H191V7H188V8H190V10H192L193 9V11H194V14H195V17H196V15H197V18L198 17H202V16H199L198 14L200 13V15L202 14V12H201V6H198V7H200V11H199V13H198V10H199V8L198 7ZM142 7V8H141ZM165 7H167V6H165ZM180 7H182V9H183V6H180ZM180 7H178V10H180L181 8ZM143 10V12H142V10ZM152 8V9H151ZM155 8V9H154ZM180 8V9H179ZM162 9V10H161ZM195 9H196V13H195ZM169 10H168V12H169ZM177 10V11H178ZM140 11V12H139ZM187 11V10H186ZM193 11H192V13L191 14H193ZM147 12V13H146ZM150 14H149V13ZM154 12V13H153ZM163 12H165V13H163ZM180 12H181V10H180ZM178 13V12H177ZM203 13H205L206 14V12H203ZM212 13H216V11H214V12H212ZM167 14V13H166ZM172 14V15H171ZM194 14H193V16L192 15H188L187 14V17L186 18H188L189 16H190V19H189V22H191V20L193 19V18H195L194 17ZM151 15V17H149ZM177 15H180L179 13L177 14ZM204 15V14H203ZM213 15V14H212ZM140 16H141V18H140ZM149 18H148V17ZM166 16H168V15H166ZM181 16V15H180ZM180 16H178V17H180ZM181 16V17H182ZM203 17H206V15H204ZM207 17H209V19H208V23H210L211 24V20H213V18L215 19V17H211V14L209 15V16H207ZM147 18V19H146ZM165 18H167V17H165ZM164 18V19H165ZM173 18V19H172ZM175 18H176V15H175ZM211 18V19H210ZM137 18H136V21L138 20ZM146 19V20H145ZM160 19V20H159ZM151 20V21H150ZM188 20V19H187ZM194 21H192V24L193 23H195V19H193ZM207 20V19H206ZM150 21V22H149ZM163 22L165 23V24H163ZM185 22V23H184ZM155 23V24H154ZM157 23H159V24H162L163 25V27L162 26H160L159 24H157ZM172 23V22H171ZM140 26H139V25ZM178 24V25H179ZM185 24V25H184ZM187 24V25H186ZM146 25V28H149L148 30H146V28H145V31H144V27L143 26H145ZM168 25V24H167ZM178 25H176V27L178 26ZM148 26V27H147ZM152 27V28H151ZM189 27V28H188ZM159 28V29H158ZM193 28V30L195 29V27L193 26L192 27ZM183 30V31H182ZM192 30V29H191ZM162 31H164V32H162ZM188 31V32H187ZM178 32V33H177ZM164 33V34H163ZM188 33V35L189 36H187L186 34ZM206 34V35H202V34ZM169 34V35H168ZM171 34V35H170ZM199 34H201L202 36H204V39L201 41V35H200V37L198 36ZM186 35V37H190V39H192L191 41L193 42V44L188 40V39H186V38H184L183 36H185ZM192 35H193V37H192ZM149 36H150V38H149ZM152 36H153V38H152ZM155 36V37H154ZM170 36V37H169ZM181 36V37H180ZM163 37V38H162ZM168 37L170 38V40L168 39ZM183 37V39H184V41L186 42V40H188V44H187V42H186V44H182V40L183 39H181ZM192 37V38H191ZM140 38V39H139ZM155 38V39H154ZM172 38V39H171ZM147 39V40H146ZM181 40V41H179V43L181 42V44H178L177 42H178V40ZM141 40V41H140ZM153 40V41H152ZM167 42H166V41ZM169 40V41H168ZM196 40V41H195ZM174 41V42H173ZM195 41V42H194ZM139 42H137V43H139ZM164 42V43H163ZM170 42V43H169ZM175 42L177 43V46H175ZM191 44H190V43ZM208 42V43H207ZM171 43H173V44H171ZM196 43V44H195ZM213 43V42H212ZM168 44H170V45H168ZM153 47H152V46ZM166 45H168V46H166ZM185 45H187V46H185ZM191 45H193V47H195V45L197 46L196 48H195V50L196 49H198L199 51H198V53H199V55L201 56H196V54H197V50H196V52H195V50L194 49H192V47H191V49L192 50H194V54H193V56H194V61L191 59V54L189 53V54H185L186 53V51L188 50H191L190 49V46ZM151 46V47H150ZM156 46V47H155ZM164 46H166V48L164 47ZM171 46V47H170ZM175 46V47H174ZM150 47V48H149ZM180 47V48H179ZM143 48H144V50H143ZM164 48V49H163ZM168 48H169V51H168ZM172 48H173V50L175 49V51H173L172 50ZM149 49H151V50H149ZM161 49V50H160ZM167 49V50H166ZM185 49V50H184ZM161 51V52H160ZM167 51V52H166ZM171 51V52H170ZM182 51V52H181ZM164 52H166V53H164ZM175 52V53H174ZM191 52V51H190ZM152 53H153V55H152ZM161 53V54H160ZM162 53H163V55H162ZM172 53H174V54H172ZM180 53V54H179ZM203 54L204 56V58L202 59V60H204L205 62H207L206 61V59H210V57H208V56H210V55H213V53H210V55L209 54ZM155 54H157V55H155ZM165 54V55H164ZM168 54L170 55L169 57H172L171 58V60H168ZM176 54V55H175ZM186 55H189V57H190V59L191 60H189V62L187 61V59H186ZM198 55V54H197ZM174 56H178V57H175V58H173ZM216 56V55H215ZM139 57V58H140ZM159 57L161 58V59H159ZM165 57V58H164ZM167 57V58H166ZM188 57V58H189ZM198 57V58H197ZM149 58V59H148ZM164 58V59H163ZM214 58V57H213ZM217 58L218 57H216V60H215V58L214 59H211V60H215L216 61V63H214V64H216V66H217V71H218V67H219V65H218V63H217ZM144 59V60H143ZM139 61H140V59H138ZM168 62V64L166 63V61ZM170 61V62H169ZM174 61V62H173ZM183 61V62H182ZM200 61V60H199ZM203 61V63H202V65L205 63ZM157 62V63H156ZM162 62V63H161ZM163 62H165V63H163ZM179 62V63H178ZM184 62H186V64H184ZM210 62V64L213 62H211V61H209ZM209 62H207V63H209ZM44 63H46V64H48L46 61H44ZM139 63V62H138ZM143 63H145V64H143ZM153 63V64H152ZM173 63V64H172ZM36 64H38V63H36ZM36 64H35V66H36ZM50 64V63H49ZM61 64L62 63H59V64H54V65H58V70L56 69V71H57V75H55L54 73L52 74V75H50L48 78H50L51 76L53 77V75H54V77H55V81H57V82H55V81H53L52 80V77L50 78L51 80H52V82H51V84L48 86V85H44V87H41V88H48L47 89V94H48V96H49V94L51 95V97L52 96H54V97H56V100H55V98L53 97V102H55L56 104H55V106H52V110H50V111H47V114L48 115H45V113H44V109H43V115L45 116H43L41 113V115L42 116H40V115H34L35 114V112L33 111V113L31 112H25V114H22V113H19V114H12V115H10V117L8 118V121L10 122H8V125L9 126H12V127H9L8 125V127L7 128H10V130L12 131V129L11 128H13V127H15L16 128V130L17 131H21V132H23V133H21L20 132V134H19V132H17V131H15L16 132V134L18 133V135L17 136H21V135H23V137L21 136V145L16 149V150H18V151H16V152H14V154L16 153L17 155L19 154V155H21L22 157H24L25 159H31L32 157L34 158V157H36L37 155L36 154H34L35 152H37L38 153V149H41L40 147H42V150H43V146H45V145H43L42 146V139L44 140V144L46 143V141L48 142V144H49V147H50V149H51V147H52V149H53V151L56 153L58 150L60 151V153H61V151L63 150V149H61V148H63V147H61L60 149L58 148V144L61 146V145H64V143L66 144V140L64 139V137L62 136V137H59L60 135H61V131H62V127L64 128V123H62V120L61 119H63V118H61L62 116L60 115L59 116V118H57V117H54L55 118V120H54V118H51V117H53V116H56L57 114H60V111H61V113H63L62 112V109L61 108H63V105H61V102H64V100H68V98L69 97H67V95L69 96L70 95V93L68 94V93H65V91L66 90H64L63 88H62V85H61V81H60V79H61V75L59 74V73H62V72H64V70L65 69H62V68H64L63 67V64H62V66H61ZM148 64V65H147ZM169 64H172V65H170V66H167L166 67V65H169ZM182 64V65H181ZM60 65V66H59ZM152 65V66H151ZM156 65H158V66H156ZM202 65H201V67H202ZM38 66H40V65H38ZM148 66V67H147ZM163 66H164V69H163ZM172 66V67H171ZM145 67V68H144ZM150 67V68H149ZM180 68V69H177V68ZM182 67L184 68V69H182ZM201 67H198V69L199 68H201ZM213 67H215L214 65H213ZM40 68V67H39ZM190 68V69H189ZM61 69L63 70L62 72H61ZM149 69V70H148ZM166 69V70H165ZM167 69H169L168 71L170 72H168L167 71ZM182 69V70H181ZM212 69V66H211V68L209 69L210 70V73L211 72H213V69ZM220 69H221V67H220ZM138 70V71H137ZM141 71V73H140V76L141 75H145V78H144V80H145V82H143L144 80H143V78H139V73L138 72H140ZM143 70V71H142ZM171 70H172V73H171ZM176 71L177 72V70H178V72H179V74H182L180 77H179V75H178V77L183 81V79H185L186 77H187V74H188V77H189V79L191 78L192 80H195V82H199V80H200V83L198 84V83H196L197 85H195L194 84V82L192 81V80H189L190 82L192 81V84L191 85H193L194 84V87L195 86H198V88H202L203 90L201 91H199V92H196L197 91V87L195 88V89H193V86H192V90H190L191 92L189 93V90H186L185 88H188L189 86H186L185 88H183V84H181V82H180V79H177V73H174V71ZM192 70V71H191ZM200 70V69H199ZM214 70H216V68L214 69ZM59 71V72H58ZM149 71V72H148ZM198 71V70H197ZM219 71H221V70H219ZM66 72V71H65ZM145 72V73H144ZM166 74H165V73ZM182 72V73H181ZM185 72V73H184ZM190 72V73H189ZM56 73V72H55ZM147 73H148V75H147ZM150 73V74H149ZM168 73V74H167ZM214 73H216L215 71H214ZM223 73V72H222ZM162 74V75H161ZM175 74V75H174ZM194 74H192V75H194ZM212 74V73H211ZM217 74V73H216ZM143 75V76H144ZM60 78H59V77ZM136 76H138V78L136 77ZM142 76V77H143ZM160 76H165V77H160ZM173 76H174V78H173ZM182 76H184V78L182 77ZM191 76V75H190ZM153 77H154V79H153ZM182 77V78H181ZM201 77H202V79H201ZM206 77H207V79H206ZM212 77H214V76H212ZM150 78H151V80H150ZM200 78V79H199ZM187 79V78H186ZM211 80L210 82H212V85H211V83H209V81L208 80ZM212 79H214V78H212ZM50 80V81H51ZM148 80L149 81H151V82H148ZM160 80V81H159ZM172 80V81H171ZM176 80V81H175ZM201 80H202V82H206L207 84H208V86H207V84L206 85H204V83L202 84V82H201ZM60 81V83H58ZM142 81V82H141ZM154 81V82H153ZM157 81H159L158 82V84H157ZM186 81V80H185ZM189 81H187L188 82V84H189ZM208 81V82H207ZM141 82L142 84H139V83ZM187 82H182V83H185L186 85H188L187 84ZM216 82L218 83V84H216ZM232 82V81H231ZM149 83V84H148ZM160 83V84H159ZM178 83V84H177ZM154 84V85H153ZM164 84V85H163ZM175 86H174V85ZM200 84H202V85H200ZM223 84V87H224V85L225 84H228V83H222ZM42 85V84H41ZM40 85V86H41ZM200 85V86H199ZM204 85V86H203ZM213 85H217V86H213ZM229 85H231L230 83H229ZM229 85H226V86H229ZM46 86V87H45ZM139 86L141 87V88H139ZM149 87V88H151V89H149V88H147V87ZM166 86H167V88H166ZM177 86H179V87H177ZM209 86H212L213 87V89L212 88H210ZM219 86V87H218ZM162 87V88H161ZM182 87V88H181ZM204 87V88H203ZM205 87H207L208 88V90L210 91V89H211V91L213 92V93H211V92H208V90L206 89L205 90ZM214 87H216L215 89H214ZM36 88H38V86L36 87ZM35 88V89H36ZM40 88V87H39ZM38 88V89H39ZM50 88V89H49ZM61 88V89H60ZM155 88V89H154ZM159 88V89H158ZM178 88H180L181 89V91H180V89L179 90H177ZM191 87H189V89H190ZM226 88V87H225ZM38 89H36L37 91H38ZM42 89V90H43ZM60 91H59V90ZM136 89V90H135ZM144 89V92L143 91H141V90H143ZM154 89V90H153ZM183 89H185V90H183ZM227 89V88H226ZM41 89H40V91H41V93L43 94L42 96H44V94L45 93H43L44 91H42ZM45 90V89H44ZM49 90V91H48ZM50 90L52 91L51 93H50ZM71 91L70 92H72V89H70ZM78 90V89H77ZM151 90V91H150ZM183 90V91H182ZM199 90V89H198ZM214 90V91H213ZM227 90H229V88L227 89ZM59 91V95H56L57 94V92ZM61 91H63V92H61ZM73 91H76V90H73ZM136 91H139V92H136ZM180 91V92H179ZM188 91V93H189V95L191 94L192 96H194L195 97V101L193 102V100L191 101V100H189L188 98V95L187 94H184V93H186ZM215 91H217L219 94H220V96H219V98H218V100H216V102H214L215 101V97L214 96H217L218 95V93H217V95H214L213 96V94L214 93H216ZM35 92V91H34ZM60 92H61V94H60ZM66 92H68V91H66ZM149 94H148V93ZM161 92H162V94H161ZM172 92V93H171ZM224 92H226L227 93V91H224ZM38 93H39V91H38ZM37 93V94H38ZM41 93H39V95L41 94ZM169 95H168V94ZM173 93H174V95H173ZM178 93H181V94H179L178 95ZM206 93V94H205ZM232 93V94H231ZM46 94V95H47ZM143 94L144 95H146V98H144L143 97ZM202 94H204L203 96H202ZM225 94V93H224ZM61 95V96H60ZM63 95L67 98V99H65L64 97H63ZM139 95H141V96H139ZM153 97H152V96ZM182 95V97L184 98V99H182V100H184V101H179V99H181L182 97H180L179 98V96H181ZM187 96L188 98L186 99L185 98V96ZM190 95V99H193V98H191L192 96ZM58 96V97H57ZM62 98V100L60 99V97ZM148 96V97H147ZM207 96V97H206ZM228 96V97H227ZM50 97V96H49ZM50 97V99H51V101H49V102H52V98ZM143 97V98H142ZM160 97H161V100H162V103L160 102L161 100H160ZM167 97H169L168 98V100H166L167 99ZM176 97V98H175ZM177 97H178V99H177ZM202 97V98H201ZM213 97H214V99H213ZM58 98V99H57ZM49 99V100H50ZM171 99H176L174 102H170L171 101ZM165 100V101H164ZM170 100V101H169ZM214 100V101H213ZM57 101H59V105L57 104ZM154 101V102H153ZM167 101H169L170 102V104H168V102ZM190 101V102H189ZM222 102V103H225V102ZM47 103H49L48 102V100L46 101ZM144 102V103H143ZM177 102V104H175ZM180 102V103H179ZM212 102V103H211ZM143 103V104H142ZM147 103V104H146ZM182 103V104H181ZM203 103V104H202ZM51 104V103H50ZM50 104L48 105L49 107H51L50 106ZM155 104V105H154ZM160 104H162V105H160ZM173 104V105H172ZM185 104V105H184ZM198 104H200L199 106H198ZM51 105H54V103H52ZM152 105H153V107H152ZM159 105V106H158ZM170 105H172V106H170ZM176 105H177V107L180 105L181 106V109L182 110H180V111H177V108H176ZM236 105V104H235ZM235 105H233V106H235ZM130 106V107H131ZM163 106V107H162ZM167 106V107H166ZM173 106H175V110L172 108ZM211 106V107H210ZM55 107H57V108H55ZM59 107H61V108H59ZM142 107H143V109H142ZM155 107H157L156 109H155ZM184 109H183V108ZM201 107V108H200ZM215 107V108H214ZM45 109H46V107H44ZM161 108V109H160ZM162 108H163V110H162ZM214 108V109H213ZM57 109L59 110V112L57 111ZM142 109V110H141ZM145 109H147L148 111H147V113H146V110ZM169 109V110H168ZM170 109H173L172 111H170ZM180 109V108H179ZM211 109V110H210ZM132 110H131V112H132ZM144 110H145V112H144ZM168 110V111H167ZM57 111V112H56ZM64 111V110H63ZM139 113H143V115H142V113L141 114H137L138 112ZM164 111V112H163ZM165 111H166V113H165ZM174 111V112H173ZM194 111V112H193ZM208 111V112H207ZM42 112V111H41ZM49 112H50V114H49ZM171 112H172V114H171ZM184 112V113H183ZM26 113H29V114H26ZM56 113V114H55ZM163 113V114H162ZM186 113V114H185ZM195 113V114H194ZM202 113V114H201ZM204 113V114H203ZM214 113V114H213ZM52 114H53V116H52ZM133 114V113H132ZM154 114V115H155ZM180 114V115H179ZM210 114V116H208ZM15 115H16V117H15ZM20 115H22V117L20 116ZM31 115V116H30ZM133 115V116H134ZM141 115V116H140ZM175 115V116H174ZM187 115V116H186ZM198 115V116H197ZM18 116V117H17ZM25 116H27V117H25ZM30 116V117H29ZM36 116H38L39 117V122L37 121V117ZM49 116V117H48ZM23 117H25L24 119H23ZM161 117V118H160ZM19 118H21V119H19ZM26 118H28V119H26ZM34 118V119H33ZM46 118V119H45ZM142 118V117H141ZM190 118V119H189ZM17 119V120H16ZM49 119H50V121H49ZM53 119V120H52ZM58 119V120H57ZM21 120V121H20ZM33 121L32 123H31V121ZM42 122H41V121ZM48 120V121H47ZM178 120L181 122L182 120V122L181 123H179L178 122ZM185 120V121H184ZM197 120V121H196ZM55 121V122H54ZM59 121V122H58ZM187 121V122H186ZM18 122H19V124H18ZM53 122V123H52ZM169 122V121H168ZM171 123H172V121H170ZM169 122V123H170ZM177 122H178V124L179 125H176L177 124ZM185 122V123H184ZM190 122V121H189ZM39 123H41V124H43V125H41V124H39ZM45 123V124H44ZM47 123H48V125H47ZM59 123V124H58ZM154 123V124H155ZM192 123V124H193ZM10 124H12V125H10ZM13 124H15V125H17L18 127H16L15 125L13 126ZM52 124V125H51ZM57 124V125H56ZM155 124V125H156ZM173 124V123H172ZM199 124H195L196 126L197 125H199ZM201 124L199 125V126H201ZM62 127H61V126ZM181 125V126H180ZM194 125V124H193ZM55 126V127H59V128H55V130H54V128L53 127ZM163 126V127H162ZM179 126V127H178ZM198 126V128L199 129H201L200 127ZM51 127V128H50ZM147 127L149 128H152L153 130H151V129H148L147 130ZM153 127H155V128H153ZM157 127H159V129L157 128ZM172 127V126H171ZM171 127H170V129H171ZM169 127H167V129H168ZM185 128H184V130H185ZM188 128V129H189ZM204 128V127H203ZM44 129V130H43ZM48 129V130H47ZM56 129H58V130H56ZM59 129H61V130H59ZM170 129L168 130V132L170 131ZM173 129V128H172ZM181 129H182V127H181ZM181 129H179L180 130V132L181 131H183V130H181ZM204 129V133L207 131V130H205ZM15 130V129H14ZM154 131V132H151V131ZM157 130V131H156ZM163 130H164V132H163ZM202 130V129H201ZM201 130H199V132L201 131ZM44 131V132H43ZM49 132V133H47V132ZM151 132V133H149V132ZM173 132L174 131H176L175 129L174 130H172ZM172 131H170V133L172 132ZM14 132V131H13ZM60 132V133H59ZM158 133V135H157V133ZM203 132V131H202ZM33 133V134H32ZM51 133V134H50ZM52 133H53V135H52ZM54 133H56V134H54ZM57 133H58V135L59 136H57ZM153 133V134H152ZM37 134V135H36ZM40 134H41V136H40ZM43 134V135H42ZM64 134V130H63V133H62V135ZM144 134V133H143ZM152 134V135H151ZM32 135H34V136H36V137H34V136H32ZM147 135V136H146ZM149 135H151V136H149ZM167 135V134H166ZM199 135H201V133H199ZM198 135V138L200 137ZM19 136V137H20ZM29 136H30V138H29ZM53 137L54 136V138H51V137ZM157 136V137H156ZM202 136V135H201ZM28 139H27V138ZM35 139H34V138ZM47 137V138H46ZM152 137V138H151ZM51 138V139H50ZM60 138V139H59ZM149 138H150V140H149ZM156 138V139H155ZM198 138H197V140H198ZM25 139V140H24ZM34 139V140H33ZM45 139H46V141H45ZM57 139V140H56ZM61 139H64L65 141H63V140H61ZM152 139V140H151ZM200 140L198 141V142H200L201 140L202 141H204L203 139H202V137L201 138H199ZM220 139V138H219ZM28 140V141H27ZM37 140H39L38 142H40V144H41V146L38 144V142H37ZM52 140V141H51ZM58 140H59V142H58ZM61 140V141H60ZM27 141V142H26ZM32 141V142H31ZM55 141V142H54ZM141 141V142H142ZM151 141V142H150ZM165 141V140H164ZM163 141V142H164ZM50 142L51 143H54L55 145H57V147L55 146L54 147V145H51L50 144ZM63 142V143H62ZM197 142V141H196ZM23 143V144H22ZM35 143V144H34ZM36 143H37V145H36ZM62 143V144H61ZM77 143V142H76ZM75 142H73V143H70L69 145H70V147H71V144H74L73 145V148H76L77 146H79V147H81L80 146V143L78 142V144H77V146L76 147H74L75 146V144H76ZM177 144H180L179 142H176ZM205 143V142H204ZM201 144L202 146L203 145H205V144ZM28 144V145H27ZM47 144V143H46ZM89 144V143H88ZM137 144V143H136ZM164 144V143H163ZM177 144H175V145H177ZM30 145H32V146H30ZM34 145V146H33ZM134 145V144H133ZM132 145V146H133ZM139 145H141V143L139 144ZM138 144L137 145H135L136 146V148H137V146H139ZM194 145H196V144H194ZM197 145H198V143H197ZM209 145V144H208ZM216 145L220 148V150H221V152L222 151H225L224 149H223V147H221V145H222V143H220V141H218L217 143H216ZM215 144H214V146H216ZM29 146V147H28ZM59 146V147H60ZM66 146V145H65ZM87 146V145H86ZM134 146V147H135ZM142 146V145H141ZM143 146H145V145H143ZM160 146H161V144H160ZM198 146H200V145H198ZM202 146H200L201 148H202ZM206 146H207V144H206ZM204 147L203 149H207L208 147ZM222 146H224V144L222 145ZM21 147V148H20ZM37 147H39L38 149L35 148ZM47 147V146H46ZM48 147V148H49ZM68 147V146H67ZM84 147H85V145L83 146V149H84ZM146 147V146H145ZM144 147V148H145ZM194 147V146H193ZM196 147V146H195ZM199 147V148H200ZM25 148V149H24ZM29 148H31L30 150H29ZM32 148H34L35 150H33ZM45 148V147H44ZM73 148H71L70 149V151L73 149ZM138 148H140V147H138ZM137 148V149H138ZM163 148H165V147H163ZM162 148V149H163ZM168 148V151H166L167 149H164V151H166V152H170V150H171V152H174V150L173 149H171V148H169V147H167ZM197 148V147H196ZM200 148V149H201ZM23 149V150H22ZM51 149V150H52ZM65 149H68V148H65ZM80 149V148H79ZM131 149V148H130ZM137 149H135V150H137ZM190 149V148H189ZM195 149V148H194ZM194 149L192 150L195 154H196V152L194 151ZM20 150V151H19ZM33 150V151H32ZM42 150L41 151H39V156H37L35 159H37L38 157V159L37 160H35V159H33V161L35 160V162H36V164H37V161L40 159V157H42V156H44L46 153V151L45 150H43V151H45L44 153H43V155L41 156V153L40 152H42ZM49 150V149H48ZM51 150L48 152L49 154V156H50V154H51ZM73 150H75V149H73ZM72 150V151H73ZM78 150V149H77ZM147 150H149L148 148H147ZM173 150V151H172ZM196 150V149H195ZM218 150V149H217ZM217 150H215L218 154H217V156H216V154L214 153L215 151L213 150V152H212V150H211V152H210V149L208 150V151H206V153L207 152H209V153H213V154H215L214 156H215V158H213V159H215L214 161H212V164H213V162L216 164V162H218L216 165H212L211 163H209L208 165L206 164H202V163H200V164H197V163H194L193 164V162H196L197 160V158H196V155H198V154H194V153H192V151H190L189 150V152L188 151H185L186 153H184V155H183V152L184 151H182L181 153H182V155H181V153H180V156H182L183 158H184V162H183V160H182V162H181V160H180V163L182 164V166H181V164H179V165H175V168H174V165H173V167H172V165L171 164H173V163H171L170 165H169V163L168 162H166V163H163L162 164V166L161 165H157L158 167H160V168H158V167H156L155 166V169H152V170H154V171H156V173L154 172V174L152 173V174H149V175H151V176H147L146 175V173H149V170H151V168L149 169H147L146 171L147 172H145V175L147 176H144L145 178L142 180V181H140L139 183H137L136 184V188H135V190H136V192H138L137 193V195L139 196V195H141L142 193H144V192H147V191H149V190H155V196H153L152 198H153V203L155 202V204H162L163 206H167L166 204H168L169 203V206H170V204H171V206L172 205H179V206H195V205H197V204H202V205H206V206H211V205H213V203L212 202H214V205L213 206H221V207H235V208H238V209H240V211L237 213V215H236V218L238 217V219H239V217H240V219L238 220V226L236 225V227H237V229H236V227L235 226H233L234 228H235V230H234V232H236V233H233V235H231L232 234V232H231V234H229L230 236L228 237V239H230L229 241L228 240H226L227 242H225L226 244H225V251L227 252H224V254H225V258H224V256L223 257H221V255L220 256H214V255H212V248H213V246H212V248H210L209 246H208V244L204 241V239H203V237L201 236V235H198L197 236V234L196 233H193V230L190 228V227H188L189 226V223L187 222V218L185 217V216H173L172 214L173 213H179V212H177V211H174V212H172L173 210H167L166 211V209L164 210V211H162V213L164 214H160V213H158V214H153V215H151L152 217H153V219H152V217H151V219L153 220L152 222H151V224H147L146 225V220H143V218L142 217H140L141 218V220H142V222L141 221H139V220H137V219H135V218H133V215H134V213H131L129 216H125L124 218H122V220L120 219V221L118 222V224L119 225H116V223L114 222V224H112V222H110V221H108V222H105L104 220H102V221H104V223H101V221L99 222V218H98V222H97V224H95L94 222H93V220H92V222L94 223V224H91V222L87 225V223L89 222V220L88 219H90L91 220V218L92 217H90V216H87L88 218H86V221L84 222V224L83 223H79V226L80 227H78V230H76V232H78V233H81V235H77V236H79V237H77V238H79L80 239V243L77 245V243L75 244V249L74 250H69V247L67 246H65V242L62 240V237L63 236H61V238L59 237V235L57 236L56 235V237H52V240L50 239L51 238V236H48V237H50V238H48V241L50 242H52L53 240L54 241H56L55 243L54 242H45V244L47 245H45V247L43 246V249H42V247L39 249V251L38 252H40V254H38V252H37V255H40L42 258H40L39 256H37V257H39V262L37 261V263L38 264H49V262H50V264H64V262H65V264H220L218 261H222L223 260V262H224V264H232V263H235L236 261H238V260H240V259H244L245 261H249L250 263H254V264H264V216H262V215H264V214H262V213H264V204H261V203H264V182H262L261 180H250V179H245L243 176H240V175H238V176H236L237 175V173H236V175L234 174L235 172V170L233 169V168H231V167H229V166H231L228 162V160H227V155L223 152L222 154H220L219 155V153H221V152H219V150L217 151ZM25 151V152H24ZM31 151L33 152V153H31ZM58 151V152H59ZM69 150L67 151V152H70ZM71 151V152H72ZM76 151V150H75ZM75 151H73V155H74V153H75ZM83 151V155H84V151H85V153H87V151L88 150H82ZM81 151V149L79 150V152L81 153L82 152ZM131 151V150H130ZM134 151V150H133ZM199 151H201V150H199ZM23 154H22V153ZM28 152V153H27ZM64 150L62 151V156L63 155H65L64 153ZM66 152V151H65ZM70 152V156L72 157L73 155H72V153ZM78 152V153H79ZM137 152V151H136ZM136 152H134V154L136 153ZM203 151H201V153H202ZM30 153V154H29ZM59 153V154H60ZM133 153V152H132ZM204 154V156L203 155H201V156H203V157H205L206 155H208V153L205 155V152H203ZM25 154H27V155H25ZM32 154V155H31ZM69 153H67V155H68ZM82 154V153H81ZM81 154H79L80 156H83V155H81ZM192 154H194V155H192ZM223 154H225L226 155V157H225V155L223 156ZM16 155V156H17ZM28 155H30V156H28ZM34 155V156H33ZM58 156L57 155V159L58 158H60V157H62V156ZM147 155V154H146ZM146 155H144V158L146 157ZM210 155V154H209ZM208 155V156H209ZM219 155V156H218ZM1 156L3 157V158H1ZM0 156V158L1 159H3V161H2V163H0V165L2 164L3 166H4V164L6 163V161H7V159H6V157L4 158V156L3 155H1ZM47 156V155H46ZM46 156H44V157H46ZM52 156H54L53 154L51 155V157ZM66 156V155H65ZM69 156V157H70ZM76 156V155H75ZM87 156V155H86ZM194 156V157H193ZM199 157H200V154L198 155ZM207 156V157H208ZM211 156V155H210ZM22 157L19 159V157H17V159L15 158V162H14V165H13V167H10V169L9 170H14L15 168H14V166H16L17 164L16 163H18V159H19V168H20V165H21V163H20V161L22 162ZM55 157V156H54ZM70 157V158H71ZM74 157V156H73ZM192 157V158H191ZM202 157V158H203ZM206 157V158H207ZM213 157V156H212ZM212 157H210V159H212ZM194 158V159H193ZM201 158V157H200ZM201 158V159H202ZM224 158V160H222ZM9 159V158H8ZM27 159V160H28ZM55 159H56V157H55ZM72 159L74 160L75 159V157L74 158H71V159H69L68 158V160H71V161H67V160H64V161H66L65 163H64V161H62V167L64 168L65 166L67 167V164H69V162H76L77 161V159L76 160H74V161H72ZM84 158L82 157V159H81V161H78L77 162V164H79V162L80 163H82V164H79V165H75V164H73V163H70V164H73L74 165V167L73 166H71V169H69V167L70 166H68V168H65V170H64V173L65 172H67V175L66 174H64L65 176H69L68 178H66L65 177V179L64 180H62V182H61V184L62 185H64L66 188H68L69 190L68 191H74V190H76V191H74L75 193L77 192V193H79V191L80 192H82L83 190H85L86 188H87V186H86V188H85V185H87V181H89L90 182V179H86V180H84V175H85V171H86V168H85V166H84V168H85V170H84V172L82 171L83 170V167H82V169L80 168L81 167V165L83 166V162L82 161H84L83 160ZM217 159V160H216ZM218 159H220L221 160V162H219L218 161ZM6 160V161H5ZM16 160H17V162H16ZM44 160H46V159H43L42 158V161L44 162ZM200 160V159H199ZM4 161H5V163H4ZM10 161H12V159L11 160H9V163H10ZM1 162V161H0ZM13 162V161H12ZM30 162V161H29ZM29 162H27V163H29ZM41 162V159H40V161H39V165L41 166V164H42V162ZM48 161L46 160V162H45V165L47 166L48 165V163H47ZM85 162V161H84ZM170 162V161H169ZM174 162V161H173ZM198 162V161H197ZM23 163L24 164H22V165H25L26 163H25V161H24V159H23ZM11 165L13 164V163H10ZM33 164H35V163H33ZM35 164V165H36ZM38 164L36 165L37 167H38ZM44 164V163H43ZM168 164V165H167ZM186 164V165H185ZM197 164V165H196ZM210 164H211V166H210ZM65 165V166H64ZM199 165V166H198ZM229 165V166H228ZM45 166V167H46ZM61 166V165H60ZM149 165H147V167H148ZM170 166V167H169ZM22 167L23 166H21V169H22ZM25 167V166H24ZM31 167V166H30ZM30 167L28 168V167H26V169H30ZM34 167V166H33ZM32 167V168H33ZM42 167H44V166H42ZM41 167V168H42ZM146 167V168H147ZM172 167V168H171ZM39 169H41L40 167H38ZM24 169V168H23ZM78 169H81V171L79 172V170ZM6 171V173H9L10 171ZM17 170V169H16ZM21 173L23 172V170H20V169H18ZM25 170V169H24ZM28 170H26L27 172H29ZM33 170V169H32ZM38 170V169H37ZM37 170L35 169V171L37 172ZM179 170H181V171H179ZM234 170V171H233ZM34 171V170H33ZM179 171V172H178ZM214 171V172H213ZM4 172V171H3ZM15 172L16 171H11L10 172V174H4L3 176L4 177H11L12 179H10V178H7V180H6V178H4L3 177V179H2V175H1V177H0V179H1V181H0V185H1V187H3V188H0L1 190H0V203L1 204H4V202L2 203V201L3 200H7V198H8V200H7V202H5V203H7V205L5 204L4 205V207L0 210V213L1 212H3L4 214L6 213V215H7V213L11 210L10 208H12V206H14V204L13 203H17V202H14V201H16L17 199H15V198H20L21 197V192L20 191H17V188H16V191L18 192V193H20L21 195H15L17 192H15V187H20V185L22 186V185H24V184H20L21 182H23L24 183V181H26L27 179L25 178V174L23 175V176H21V174H20V177H24L25 178V180L23 179V180H17V178H16V176L17 175H19L17 172H16V176H14L15 175ZM36 172H34V173H36ZM72 172V173H71ZM84 173V175H83V173ZM181 172V173H180ZM186 172V173H185ZM233 172V173H232ZM1 173V172H0ZM78 174V176H77V174ZM13 174V175H12ZM69 174V175H68ZM6 175V176H5ZM7 175H10V176H7ZM33 176V172L30 174V177H32ZM185 175V176H184ZM28 175H26V177H27ZM79 176H83V177H79ZM19 177V176H18ZM19 177V178H20ZM29 177V178H30ZM77 177H79L78 179H76ZM86 177V176H85ZM89 177V176H88ZM87 177V178H88ZM18 178V179H19ZM81 178H83V180L81 179ZM14 179V180H13ZM21 179V178H20ZM76 179V180H75ZM66 180V181H65ZM73 180V181H72ZM11 181V182H10ZM28 181V180H27ZM78 181V182H77ZM83 181V182H82ZM2 182V183H1ZM4 182V183H3ZM10 182V183H9ZM14 182H16V183H14ZM79 182L81 183H83L82 184V186H81V184H79ZM88 182V183H89ZM14 183V184H13ZM18 183V184H17ZM56 183V182H55ZM58 183H59V181H58ZM64 183H66V184H64ZM86 183V184H85ZM91 183V186L90 187H92V181L90 182ZM17 184V185H16ZM20 184V185H19ZM57 184V183H56ZM61 184H59V185H61ZM75 184V185H74ZM3 185V186H2ZM6 185V186H5ZM19 185V186H18ZM58 185V184H57ZM57 185H55V189L57 188ZM62 185L61 186H59L58 187V189H63L62 188ZM10 186H11V188H10ZM13 186V187H12ZM54 186V185H53ZM81 188H80V187ZM23 187V186H22ZM22 187H20V188H22ZM65 187H64V189H65ZM5 188V189H4ZM85 188V189H84ZM9 189H11V190H9ZM13 189H14V191H13ZM9 190V191H8ZM19 190H21V189H19ZM65 190H67V189H65ZM238 190H240V191H238ZM11 191V192H10ZM73 191H72V193H73ZM86 191H89L88 190V188H87V190ZM85 191V192H86ZM239 192L240 194H243L242 195V199H240V194L238 195V193H237V196L239 197V199H238V197L236 198L237 200L236 201H234L235 199H233V198H235L236 196H234L235 195V193L236 192ZM9 192H10V194H9ZM13 192V193H12ZM2 193H3V195H2ZM15 193V194H14ZM196 193L198 194V195H196ZM4 194H6V195H4ZM9 195V196H8ZM15 196V197H14ZM196 196V197H195ZM232 196V197H231ZM247 196V197H246ZM4 197H5V199H4ZM231 198V199H230ZM157 199V200H156ZM177 199V200H176ZM2 200V201H1ZM11 202H10V201ZM20 200V199H19ZM174 201V202H173ZM177 201H178V203H177ZM182 201V202H181ZM192 201H193V203H192ZM201 201H203V202H201ZM208 201V202H207ZM10 202V203H9ZM162 202H164V203H162ZM198 202H200V203H198ZM172 203H174V204H172ZM196 203V204H195ZM210 203H212V204H210ZM215 203H217V204H215ZM0 204V205H1ZM10 204L12 205L11 207H9L10 206ZM160 204V205H161ZM210 204V205H209ZM223 205V206H222ZM6 206V207H5ZM1 207H2V205H1ZM8 207V208H7ZM5 209V210H4ZM10 209V210H9ZM8 210V211H7ZM4 211H6V212H4ZM12 211V210H11ZM171 211V212H170ZM262 211V212H261ZM123 212H127V211H123ZM131 212V211H130ZM168 212H170L171 213V215H170V213L169 214H167ZM3 213H1L2 215H4ZM132 215V216H131ZM158 215V216H157ZM239 215V216H238ZM164 216V217H163ZM243 216V217H242ZM90 217V218H89ZM94 218V217H93ZM129 218V219H128ZM150 218V217H149ZM155 218H157V219H155ZM183 218V219H182ZM96 218H94V221H97V219L95 220ZM151 219H149L148 221H147V223H150V221H151ZM161 219V220H160ZM108 220V219H107ZM130 220V221H129ZM133 220V221H132ZM157 222H156V221ZM158 220H159V222H158ZM184 220V221H183ZM88 221V222H87ZM116 221H118V220H116ZM125 221V222H124ZM128 221V222H127ZM144 221V222H143ZM155 221V222H154ZM81 222H83V221H81ZM87 222V223H86ZM110 222V223H109ZM2 223H6V222H2ZM0 224V231L2 230V231H4L5 229H6V227L8 228V226H11L9 229H11V228H13V230L11 229L10 231H8L9 233L7 234V235H10V234H12L13 236V238H11L12 239V241L13 240H15L16 238H22V237H24L25 236V240L26 241H28V244H29V241H31L30 239V237H31V235H30V233H29V231L30 232H33L34 230H35V228H33L34 230H30L29 228H27V227H29V226H27V227H25L26 229H24V227H19V229H17L18 227V225L17 224H13V225H10V224ZM188 223V224H187ZM100 224H102L103 226H105L106 224V226L105 227H103L102 225V229H114L115 227H119V228H121L119 231H118V233H117V235H112L113 234V229H112V231H110L111 232V234L109 235V233L110 232H108L107 233V231H108V229H107V231H103V233L102 232H100V233H102V235H101V237H100V235H99V237H96V236H93L92 237V235H94L95 234V230L96 229H93L94 227H98ZM121 224V225H120ZM140 224V225H139ZM187 224V225H186ZM6 225H8V226H6ZM83 225H84V227H83ZM139 225V226H138ZM5 226V227H4ZM13 226H16V228L15 227H13ZM20 226V225H19ZM93 226V227H92ZM110 227H112V228H110ZM126 227V228H125ZM128 227V228H127ZM130 227V228H129ZM144 227H146L145 229H144ZM1 228H3V229H1ZM23 228V230H22V232H21V229ZM32 228V227H31ZM101 228V227H100ZM99 228V229H100ZM233 228V229H234ZM8 229V230H9ZM38 229V228H37ZM39 229H41L42 230V228H40L39 227ZM80 229V230H79ZM92 229L94 230V231H92ZM98 229V228H97ZM7 230V229H6ZM5 230V231H6ZM19 230V231H18ZM40 230V231H41ZM122 230V231H121ZM192 230V231H191ZM14 231V232H13ZM15 231H17V232H15ZM25 231H27L26 232V234H25ZM40 231H38L37 230V233H36V235H37V237L36 238H38V235L40 236L39 238H41V235H42V232H44V231H42L41 233H40ZM98 231H100V230H98ZM102 231V230H101ZM190 231L192 232V234L190 233ZM35 232H36V230H35ZM34 232V233H35ZM15 233V234H14ZM18 233V234H17ZM23 233V234H22ZM54 233V232H53ZM56 233V232H55ZM17 234V236H14V235H16ZM21 234V235H20ZM28 234V235H27ZM44 234V233H43ZM71 234V233H70ZM74 234H77V233H74ZM193 234H195V235H193ZM6 235V234H5ZM4 236V237H6L5 239H7V237L8 236ZM18 235L20 236V237H18ZM24 235V236H23ZM29 235H30V237H29ZM35 234H34V237L36 236ZM50 235H52V233L50 234ZM54 236H55V234H53ZM96 235H98V234H96ZM26 236H28V238H30V239H28ZM201 236V237H200ZM232 236H234V237H232ZM3 237V236H2ZM42 237H43V235H42ZM57 237H59L60 239H61V241H59V238H57ZM65 237V236H64ZM63 237V238H64ZM97 239H96V238ZM197 237H199V238H197ZM232 239H231V238ZM68 238L70 239V235L68 236ZM67 237H66V240L65 241H68L67 239H68ZM82 238V239H81ZM85 238V239H84ZM92 238V239H91ZM101 238H103V239H101ZM28 239V240H27ZM65 239V238H64ZM89 239V240H88ZM106 239H107V241H106ZM111 239L116 243V245L117 244H119V245H117V247L118 248H116V246H115V243H113V241H111ZM203 239V240H202ZM226 239H227V237H226ZM18 240V239H17ZM16 240V241H17ZM23 240V238L21 239V240H19L20 242H19V244L20 243H22L21 241ZM73 240V239H72ZM76 240V239H75ZM87 240V241H86ZM200 240H202V242L200 241ZM9 241V240H8ZM11 240H10V242H12ZM69 242V241H68ZM68 242H67V244H68ZM71 242V241H70ZM105 242H107V243H105ZM118 242V243H117ZM5 243V242H4ZM32 243V242H31ZM30 243V244H31ZM34 243V242H33ZM32 243V245H31V247L33 246H35L36 248L38 247L37 246V244H33ZM49 243V244H48ZM64 243V244H63ZM102 243V244H101ZM104 243V244H103ZM111 243V244H110ZM113 243V244H112ZM206 243V244H205ZM27 244V245H28ZM52 244H54V245H52ZM57 244V245H56ZM59 244V245H58ZM82 244V245H81ZM6 245V244H5ZM4 244H3V248H4V246H5ZM49 245V246H48ZM110 245V246H109ZM111 245H113V246H111ZM228 245V246H227ZM61 246V247H60ZM63 246V247H62ZM70 246V245H69ZM76 246H77V248H76ZM83 246V247H82ZM102 246V247H101ZM115 246V247H114ZM0 247H1V245H0ZM30 247V248H31ZM49 247V248H48ZM55 247H57V248H55ZM87 247H88V249H87ZM113 247L114 248H116V249H113ZM228 247V248H227ZM30 248H29V250H28V248L26 249V252H27V254L28 255H30V254H32L33 252H34V250L35 249H33V252L31 253V251H30ZM47 248V249H46ZM61 248V249H60ZM82 248V249H81ZM112 248V249H111ZM2 249V248H1ZM54 249V250H53ZM59 249V250H58ZM66 249V250H65ZM91 249V250H90ZM103 249V250H102ZM110 249L113 251V253L112 254H114V257L111 255V253L109 254V252H110ZM119 249V250H118ZM4 250V249H3ZM50 252H49V251ZM57 250V251H56ZM61 250V251H60ZM62 250H63V252H62ZM77 250V251H76ZM87 252H86V251ZM93 250V251H92ZM102 250V251H101ZM115 250H117V251H115ZM210 250V251H209ZM1 251V250H0ZM28 251H30V252H28ZM37 251V250H36ZM67 251H70L69 253L67 252ZM75 251V252H74ZM80 251H81V253H80ZM92 251V252H91ZM116 252V254H115V252ZM74 252V253H73ZM106 252V253H105ZM3 253L5 254V252H2L1 254H0V257H1V255H2V257H3ZM30 253V254H29ZM35 253V252H34ZM45 253V254H44ZM57 253V254H56ZM71 253V254H70ZM80 253V254H79ZM27 254H25V256L27 255ZM48 254V255H47ZM61 254H62V256H61ZM94 254V255H93ZM32 255H35V254H32ZM44 255V256H43ZM58 255H60L59 256V258H58ZM84 255V256H83ZM85 255H87V256H85ZM110 255H111V257H110ZM262 255V256H261ZM24 256V257H25ZM36 256V255H35ZM51 256H52V258H51ZM54 256H55V258H54ZM69 256V257H68ZM107 256V257H106ZM261 256V257H260ZM14 257V256H13ZM11 258V259H8L9 260V262H7L8 260H4L5 262H3V260H1V258H0V260L4 263V264H8V263H10V261L11 260H19V258ZM32 258V256H29V258ZM34 257V256H33ZM62 257V258H61ZM64 257V258H63ZM80 257V258H79ZM90 257V258H89ZM3 258H5V257H3ZM26 258H28V257H26ZM28 258V259H29ZM76 258H77V260H76ZM83 258V259H82ZM24 260L23 259V256H22V258H20V260ZM51 259V260H50ZM56 259V260H55ZM64 259V260H63ZM66 259V260H65ZM68 259H69V262H68ZM85 259V260H84ZM106 259V260H105ZM17 260V261H18ZM20 260H19V263H20ZM22 260H21V262H22ZM31 260V259H30ZM37 260H38V258H37ZM41 260V261H40ZM50 260V261H49ZM76 260V261H75ZM82 260V261H81ZM52 261V262H51ZM54 261V262H53ZM67 261V262H66ZM13 262H15V261H12L11 263L13 264ZM26 262L27 261H25L24 263L26 264ZM48 262V263H47ZM58 262V263H57ZM74 262V263H73ZM80 262V263H79ZM2 263V264H3ZM17 263V262H16ZM15 263V264H16ZM19 263H17V264H19ZM32 263V262H31ZM34 263H36V261L34 262ZM34 263H32V264H34ZM0 264H1V262H0ZM28 264V263H27Z\"/></svg>",
	"mask_w": 264,
	"mask_h": 264
},
{
	"label": "crops",
	"instance_id": "crops-1",
	"mask_svg": "<svg viewBox=\"0 0 264 264\" xmlns=\"http://www.w3.org/2000/svg\"><path fill=\"white\" fill-rule=\"evenodd\" d=\"M232 264H254V263H250L249 261H245L244 259H240V260H238Z\"/></svg>",
	"mask_w": 264,
	"mask_h": 264
}]
</instances>
